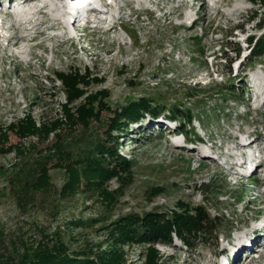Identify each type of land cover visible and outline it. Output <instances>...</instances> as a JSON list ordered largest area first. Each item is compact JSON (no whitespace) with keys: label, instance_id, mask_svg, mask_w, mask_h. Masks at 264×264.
<instances>
[{"label":"rangeland","instance_id":"obj_1","mask_svg":"<svg viewBox=\"0 0 264 264\" xmlns=\"http://www.w3.org/2000/svg\"><path fill=\"white\" fill-rule=\"evenodd\" d=\"M118 1L115 4L126 8H121L125 22L110 33L86 34L90 44L84 53L76 46L80 39L71 45L45 40L40 48L34 41L21 48L31 47L33 57L24 54V61H19L11 57L13 48L6 51L0 44V264L29 263L39 251L53 247L92 259L114 257L116 264H223L219 252H229L232 244L237 264H246L242 258L264 233V164L244 177L235 175L229 168L238 156L229 159L234 151L227 157L222 153L235 139L237 127L251 140L259 137L261 141L252 144L264 149V96L260 104L250 89L255 72L264 80V57L248 63L249 47L243 42L263 36L264 1L150 0L146 11ZM184 13L196 15L191 29L178 26ZM236 25L240 31L234 32ZM73 70L79 77L87 75L84 80L89 83L67 112L76 115L73 108L99 91L106 92L99 96H105L100 100L107 108L95 101L97 118L86 125L63 122L48 135H19L10 124L26 114L37 125L65 118L61 106L66 98L55 74ZM143 95L161 105L191 110L193 136L180 132V120L167 113L143 114L117 128L115 110ZM179 139L203 142L218 160L177 147ZM103 145L115 147L131 164L130 173L104 183L106 192L89 188L85 175L87 159L98 158ZM15 146L22 151L15 152ZM200 154L207 152L202 149ZM114 162L110 157L102 163L111 169ZM66 165L70 171H65ZM42 169L47 171V184L38 188L33 184ZM73 170L78 173L76 187L64 188ZM202 190H207V200ZM185 206H204L210 216L220 215L216 241L205 236L206 245L190 251L175 233L171 244L159 243L153 250L136 238L124 244L117 240L115 225L122 218L183 215ZM254 229L257 233L251 234ZM258 253L252 264H264Z\"/></svg>","mask_w":264,"mask_h":264},{"label":"trees","instance_id":"obj_2","mask_svg":"<svg viewBox=\"0 0 264 264\" xmlns=\"http://www.w3.org/2000/svg\"><path fill=\"white\" fill-rule=\"evenodd\" d=\"M255 1V0H253ZM264 1V0H259ZM260 28H263V22H258ZM249 46V58L248 63H253L255 60L264 57V34L258 38L255 42L252 37L248 39ZM240 49V48H239ZM87 71V70H86ZM57 80L61 81L63 85V90L66 98V103L61 107L66 112L64 119H56L51 124L46 120L39 121L40 124H36V120L30 115L26 114L25 117L19 119L16 124H10L13 128H17V132L21 136L39 134L48 135L50 132L55 130L56 127L60 126L63 122L66 124L73 125H86L90 119L97 118V112L94 111L92 106L93 102L99 101L98 105L101 109L107 108V105L100 99L105 96H99L106 94L105 91H99L95 94H88L86 97L78 103L73 111L76 115L69 114L67 111L68 104H72L74 101L79 99L86 93V88L88 87V81L84 80L87 75L79 77L77 71L60 72L55 74ZM88 79V78H87ZM84 80V81H83ZM95 82H101L102 78H93ZM83 81V82H82ZM82 84L81 88L79 85ZM99 96V97H98ZM161 113H167L171 118H177L180 120L182 125L180 132L187 134L189 133L190 127H192V122L195 119L193 112L189 109L182 110L179 106H165L159 104L152 96L143 95L137 100H129L126 106H122L115 110V117L113 123L115 126L123 127L126 121H136L143 114L150 116H158ZM123 120V122H122ZM49 121V120H48ZM54 125V126H53ZM52 127V128H51ZM188 127V128H187ZM189 136L193 135L189 133ZM55 137H58L55 134ZM114 144L117 146L118 140L115 138ZM15 152L20 153L22 150L20 146H15ZM2 150V149H1ZM117 149H108L104 145L101 147L100 151H97L98 158L87 159V167L85 168V175L87 176V186L90 188L95 187L101 190L105 189L102 187L105 182H108L113 177L121 179L122 174L130 173L128 170L131 164L124 157L117 154ZM103 153H105L103 155ZM115 158V167L109 168L103 165V161L107 158ZM118 168V169H117ZM70 165L65 166V171H70ZM47 171L45 169L40 170L39 175L34 181L33 185L41 188L44 184H47L46 179ZM77 172L73 170V174H69L68 184L64 185V188L73 185L76 187L78 182ZM106 192V191H105ZM202 195L206 199L207 190L201 191ZM115 202L116 199L111 195V193L105 194ZM207 200V199H206ZM181 206L182 203H179ZM182 214L172 213V217H168L165 214L149 213L144 217L140 218L138 216H127L119 220L115 225V235L117 240L121 243L132 242V238H136V242L145 243L150 245V249L153 250L152 246L159 243L171 244V235L175 233L176 237L182 241L184 246L191 250H196L198 247H203L206 245L208 238H217V232L220 229V215L210 216L206 211L204 206H197L193 209H188L185 206V210ZM222 217V216H221ZM114 234V233H113ZM207 236L208 238H205ZM153 253H156L153 251ZM117 258L106 256H96L93 259L86 255L69 254L64 248H44V250L39 251L32 261L25 262L23 264H116Z\"/></svg>","mask_w":264,"mask_h":264},{"label":"bare ground","instance_id":"obj_3","mask_svg":"<svg viewBox=\"0 0 264 264\" xmlns=\"http://www.w3.org/2000/svg\"><path fill=\"white\" fill-rule=\"evenodd\" d=\"M62 0H45V1H40V0H0V6H2L0 10V44L1 46L4 45V50H11L13 48V51H10L11 57L19 60V61H24V54H28L29 56L33 57L32 53H30V48L28 51H25L24 49L19 48V45L26 44V43H32L34 41L39 42L38 45H35L34 47L39 46L43 47L44 45L42 44L45 40H52V38H49V31L55 28H63L64 32L60 35L61 38L65 40V42H69L74 44L76 42V38L72 37L66 30L64 26L63 19L60 18V14L57 12V5L61 2ZM111 1L114 3L119 2L118 0H90L89 4L87 6V10L89 12H92L93 14H104L107 16L109 14V7H111ZM184 2V0H181ZM150 0H126V6L133 7V6H139L141 7V10L146 11L147 7H145V4L149 3ZM11 4H17L21 8L17 11V13H12L11 11ZM219 1L215 2L214 5H218ZM5 10H8L9 13H6ZM110 16V15H109ZM18 17L24 18L23 20L18 19ZM111 17V16H110ZM188 17L187 14H182L180 18H185ZM197 18L193 19L192 21L188 20H182L181 23H179V27L181 28H186V29H191L193 25L196 23ZM104 23V22H101ZM191 24V25H190ZM178 27V28H179ZM114 25L109 27L107 30H105L106 33H110L112 30H114ZM3 39H7V43L2 44ZM27 63L30 64V61H27ZM264 89L263 87H260L259 91ZM169 128V126H168ZM261 139L254 138V140H250V143L244 144L241 140L239 139H234L232 142V145L226 146L224 152L222 153L223 156L227 157V153L231 154L232 148H240L242 155L246 153L248 148L253 145L252 143L254 142H259ZM176 143V141H174ZM203 143V142H202ZM202 143L199 144H190V142L185 141L184 139H179V142L175 144L177 147H180L182 149H186L188 152L195 153L199 155L201 158H212L213 160H218L217 156L213 154L212 149L208 151V148L204 147ZM194 148V149H193ZM222 147L220 146L219 149ZM257 149H259L256 146ZM190 149V150H189ZM204 150L207 152L205 156L200 154L201 150ZM260 150V149H259ZM231 155H228L229 157L227 158H234ZM234 162L229 168V170L234 169L233 174L236 172L238 174L235 175H240L243 176V174H240L241 171H238L237 168H234L236 165L241 166V159H233ZM257 161H253L252 168L253 171H257ZM256 230H251V234H256ZM261 240L255 244L254 247L249 248V254L242 258L243 263L245 262L246 264H252V256L253 254H257V251L260 252L261 258H264V233L261 235ZM245 236L243 235V239ZM242 239V241H243ZM240 247H242V242L239 244ZM233 249V244L231 247L228 246V256H227V264H237L239 261L236 258L237 255L234 257L236 254L235 251H231ZM230 249V250H229ZM239 250V249H238Z\"/></svg>","mask_w":264,"mask_h":264}]
</instances>
